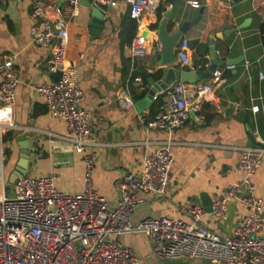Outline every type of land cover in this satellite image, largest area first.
Instances as JSON below:
<instances>
[{
	"label": "crops",
	"instance_id": "1",
	"mask_svg": "<svg viewBox=\"0 0 264 264\" xmlns=\"http://www.w3.org/2000/svg\"><path fill=\"white\" fill-rule=\"evenodd\" d=\"M44 1L53 17L63 15L69 22L67 65L71 77L85 93L82 104L95 121L99 145L94 184L100 195L115 204L119 197L115 181L128 172H140L144 156L164 143L170 144L175 156L168 189L165 194L142 193L134 223L149 216L188 221L189 210L196 204L203 205L202 195L214 203L241 179L242 152L259 147L264 141V0H198L200 8L193 7L192 0H162L156 11L145 12L139 19L130 17L127 0H113L105 13L106 26L98 33L89 27L90 9L83 0ZM32 9V0H0V61L7 53L15 54L20 77L14 108L16 127L11 130L14 137L3 143L10 155L0 148V179L3 177L7 186L20 158L21 146L15 138L27 132V139L34 144L28 175H53L59 190L82 192L85 163L70 140L67 121L52 115L33 89L34 84L53 80L49 76L52 50L38 45L32 36L36 21ZM169 10L171 35L203 10L201 20L192 24L182 38L190 42L189 63L182 65L178 56L172 66L206 68L211 61L210 40L214 41L218 57L245 59L233 67L218 69L222 72L221 82L215 85L213 93L195 97L184 128L148 129L141 117L151 119L158 115L163 105L172 102L174 85L182 81H176L167 91L157 92V99L142 106L146 80L131 74L135 68L153 73L160 67L158 26ZM141 36L146 37L145 53L134 56L131 45ZM202 45L207 47L205 54ZM3 78L0 72V83ZM159 99L163 103L155 108ZM197 103L200 104L195 107ZM256 105L258 111L253 110ZM230 107L235 111H228ZM241 112L244 116H240ZM253 181L257 195L264 198V159ZM12 186L9 194L14 192ZM248 212L246 204L233 199L228 203L227 218L219 219L209 212L203 222L213 231L232 235ZM121 240L136 252L133 264H213L204 259H161L154 253L153 240L146 233L125 234Z\"/></svg>",
	"mask_w": 264,
	"mask_h": 264
},
{
	"label": "built area",
	"instance_id": "2",
	"mask_svg": "<svg viewBox=\"0 0 264 264\" xmlns=\"http://www.w3.org/2000/svg\"><path fill=\"white\" fill-rule=\"evenodd\" d=\"M34 41L51 48V70H61L59 81L34 84L33 89L46 103L48 111L67 121L70 140L85 163V188L78 193L58 189L56 177L24 175L14 184L15 197L0 179V264H133L136 252L124 244L121 236L146 233L153 240L154 253L161 259H204L213 264H264V198L256 193L253 175L264 159V141L256 148H245L241 154L240 180L231 184L213 203V214L227 218L228 203L235 199L249 208L232 235H222L203 222L209 213L205 206L194 205L190 220L180 217L149 216L133 222L141 194H165L169 183L174 152L169 143L146 154L140 172H128L115 181L119 197L110 204L96 190L94 173L99 142L95 136V121L83 106L85 93L81 84L71 77L67 65L69 28L63 15L53 17L44 0H32ZM79 0H75L78 3ZM111 3L113 0H101ZM162 0H127L129 15L139 19L145 12L156 11ZM191 5L200 8L198 0ZM58 12L62 13L59 8ZM146 37L131 45L134 56L144 55ZM179 60L187 65L191 59L188 39H182ZM4 78L0 83V146L3 136L15 129L14 108L20 83L17 58L7 53L0 61ZM217 70L208 82H179L172 90L173 100L163 105L154 118L142 121L148 129L175 130L184 128L190 119L194 101L215 90L221 82ZM158 96H155L157 99ZM195 97L197 98L196 100ZM132 101L128 102V106ZM200 103L195 104L198 107ZM259 110V105L253 107ZM256 133V131H253Z\"/></svg>",
	"mask_w": 264,
	"mask_h": 264
},
{
	"label": "water",
	"instance_id": "3",
	"mask_svg": "<svg viewBox=\"0 0 264 264\" xmlns=\"http://www.w3.org/2000/svg\"><path fill=\"white\" fill-rule=\"evenodd\" d=\"M82 3L90 9L91 18L89 21V27L94 33H98L101 29L105 28L107 17L105 13L111 8L109 3H105L101 0H83ZM171 10L167 11L163 18L160 20L158 26V39L161 42V57L157 60V64L160 67L153 73H149L147 69L135 68L132 71V77H140L146 80L147 93L141 100L142 106H146L155 99L156 93L161 91H167L172 84L176 81L182 82H208L213 74L221 67L228 66L233 67L245 59V56L241 57H218L216 46L214 41L210 40V63L206 68L197 69H179L176 66H172L178 60L177 48L189 30L192 24H197L203 14L202 12L193 21L185 22L175 34H170L168 30V23L171 17ZM246 57L248 54L246 53ZM49 76L53 81H59L63 72L61 70L51 71ZM233 111L234 107L228 108V111ZM235 111V110H234ZM240 116H244V112L240 113ZM28 133L24 132L16 136V141L21 146L20 158L17 161L14 172L9 177L7 186H12L18 182L19 178L28 175L29 163L31 158V150L34 144L27 139ZM11 197H15V193L10 194ZM203 206L210 213L213 212V200L206 195H202Z\"/></svg>",
	"mask_w": 264,
	"mask_h": 264
},
{
	"label": "trees",
	"instance_id": "4",
	"mask_svg": "<svg viewBox=\"0 0 264 264\" xmlns=\"http://www.w3.org/2000/svg\"><path fill=\"white\" fill-rule=\"evenodd\" d=\"M174 1L175 0H168V2H174ZM162 9L163 8L161 6L160 9H159L160 13H161ZM262 28L264 30V25L262 26ZM201 47H202V49H204L203 54H205L207 52V47L204 46V45H202ZM162 103H163L162 99H159V100H157V102H156L154 107L155 108L159 107V106L162 105ZM13 137H14V132H12V131L8 132L7 134H5L3 136V143H6V142L10 141L11 139H13ZM5 154H7V156H9L10 155V150H5Z\"/></svg>",
	"mask_w": 264,
	"mask_h": 264
},
{
	"label": "rangeland",
	"instance_id": "5",
	"mask_svg": "<svg viewBox=\"0 0 264 264\" xmlns=\"http://www.w3.org/2000/svg\"><path fill=\"white\" fill-rule=\"evenodd\" d=\"M0 148L3 150V152H4V150H5V145L2 143V145L0 146ZM14 189V185L12 186V190ZM7 191L8 192H10L11 191V186H7Z\"/></svg>",
	"mask_w": 264,
	"mask_h": 264
}]
</instances>
